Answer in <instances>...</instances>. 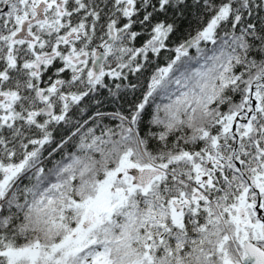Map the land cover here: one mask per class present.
<instances>
[{"label":"snow or ice","instance_id":"obj_1","mask_svg":"<svg viewBox=\"0 0 264 264\" xmlns=\"http://www.w3.org/2000/svg\"><path fill=\"white\" fill-rule=\"evenodd\" d=\"M0 264H264V0H0Z\"/></svg>","mask_w":264,"mask_h":264}]
</instances>
